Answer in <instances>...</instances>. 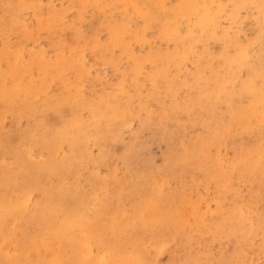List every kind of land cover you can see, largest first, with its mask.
Listing matches in <instances>:
<instances>
[{
  "label": "rangeland",
  "instance_id": "rangeland-1",
  "mask_svg": "<svg viewBox=\"0 0 264 264\" xmlns=\"http://www.w3.org/2000/svg\"><path fill=\"white\" fill-rule=\"evenodd\" d=\"M240 49L245 63L228 70ZM17 52L24 65L38 62L13 82L3 55ZM259 69L264 0H0V73L8 76L0 81V215H7L0 264H72V248L78 264H264V109L252 94H240ZM253 80L264 88L260 77ZM212 85L208 99L203 93ZM65 86L72 104L62 102ZM126 98L132 104H121L118 127L90 136L72 163L70 136L58 135L59 126L74 108L88 122L87 105L112 113ZM80 100L86 105L72 107ZM242 109L251 124L215 134ZM197 137L205 149L191 162ZM24 146L31 158L23 160ZM251 162L248 172L238 168ZM60 189L68 192L63 208L79 217L70 230L59 212L53 218L75 247L49 239L43 218L52 217L39 206L44 191ZM237 208L250 234L235 224Z\"/></svg>",
  "mask_w": 264,
  "mask_h": 264
},
{
  "label": "bare ground",
  "instance_id": "bare-ground-1",
  "mask_svg": "<svg viewBox=\"0 0 264 264\" xmlns=\"http://www.w3.org/2000/svg\"><path fill=\"white\" fill-rule=\"evenodd\" d=\"M12 19V18H11ZM205 22H207V23H209V21H208V18L206 19V21ZM207 23H205V26H204V29L205 28H207L208 26H206L207 25ZM210 24H215V19L213 18V19H211V23ZM48 26V25H46L45 24V21H42L41 22V26ZM206 30V29H205ZM212 34V33H211ZM116 38V37H115ZM114 38V39H115ZM115 43H117V44H120V41L118 40V39H115ZM120 45H123V44H120ZM24 48V47H23ZM18 51H19V49H18ZM240 54L236 57V58H231V59H229L228 60V70H233L234 68H235V66L237 65V64H244L245 62H244V58H243V56H242V49H240ZM20 52H17V53H12L11 55H8V53H6L7 55H3V58H5V56L8 58V60H9V62H10V73H9V75H11V76H14L12 79H13V82H15L16 81V74H21L23 71H32L33 69H34V67H36V65H37V62H38V60H36L34 57H32V58H30V63L28 64V65H24L23 63H22V61H19L18 59L20 58H17L18 56H21L20 54H22V53H20ZM139 67H140V65H139ZM41 70V69H40ZM235 72V71H234ZM40 73V72H39ZM139 73V72H138ZM135 76V75H134ZM2 77L3 78H7L8 76L7 75H5V74H2V73H0V81L2 80ZM256 77H260L262 80H264V69H259V71H253V77H251V81L250 82H248V83H246V84H243V87H242V90H241V92H240V94L241 95H243L244 93H249V94H252L253 95V99H254V102H255V104H257V105H260V106H262L263 107V109H264V88L262 89H258V88H256L255 87V85H254V78H256ZM134 78V77H133ZM157 78H158V75H155L154 77H152L151 78V81H152V83H156L157 82ZM54 80V79H53ZM135 81V80H134ZM133 81V82H134ZM137 82V81H136ZM7 83V82H6ZM214 83H216V86L218 87V88H220V84H221V80L220 79H218V78H216L215 80H214ZM213 83V84H214ZM46 84V83H45ZM44 84V85H45ZM51 84V83H50ZM63 84V83H62ZM61 84V85H62ZM66 84V83H65ZM68 84V83H67ZM44 85L43 86H41L40 87V91H43L44 90ZM60 86V85H59ZM32 87V86H31ZM66 87V86H65ZM212 87V89L209 91V92H207L206 90L204 91V93H203V91L201 90L200 92L201 93H203V94H205V96L208 98V99H211V97H212V95H211V92L214 90V89H216L213 85L211 86ZM68 87H66L65 89H66V91H65V94L66 95H64L63 96V99H62V102L64 103V102H66L65 104H67V103H70L71 102V96H72V93H71V89H67ZM32 89V88H31ZM62 89V88H61ZM134 90H138V85H136L135 86V89ZM140 90V89H139ZM39 91V92H40ZM62 91V90H61ZM21 93V92H20ZM49 93V92H48ZM119 93H121V94H123V96H124V94L126 95L127 94V92H126V90L123 88V89H119ZM15 94H16V91L15 90H11V91H9L6 95V97L8 98V100L10 101V100H12L14 97H15ZM34 95H36V91L34 90V91H32V92H27L26 93V95H25V97H24V99H23V103H26V101L27 100H30V99H32L33 98V96ZM46 95V94H45ZM21 96V95H20ZM39 96H40V94H39ZM48 96V95H47ZM122 96V95H121ZM49 97V96H48ZM151 97V96H150ZM204 97V96H203ZM37 98H40V97H37ZM19 99V98H18ZM132 99V98H131ZM141 99V98H140ZM53 100V99H52ZM148 100V99H147ZM6 101V100H5ZM16 101V100H15ZM145 101V100H144ZM143 101V102H144ZM1 102V101H0ZM76 102H78V104H77V106H72V107H78L79 106V102H81L82 104H84V105H86V103H84V101H82V100H80V101H76ZM122 101H119L118 100V103H117V107L115 108V110L112 112V113H110L109 111H107V109H106V107L104 106V104H101L100 103V105H87V106H89L90 107V109H91V111H92V119L90 120V121H88V122H85V121H83L80 117H79V113H78V111L77 110H75L76 108H74V112H73V114H72V117H71V119L70 120H67L64 124H62V125H60L59 126V128L56 130V133L58 134V135H60L62 138L63 137H65L66 135H69L70 137L69 138H67V140L71 143V145H72V147H73V155H72V159H71V161H72V163H76L77 161H75V160H78L77 158H76V155H77V151H78V148L82 145V143L83 142H85V141H88L89 139H90V136L93 138V139H95V138H98V137H100V138H102L103 136H104V132H111V131H113L116 127H118V125L120 124V118H122V116H123V113L124 112H121V104H122V106L123 105H125V106H128L129 104L131 105L132 103V101L129 103V99H123V103H121ZM134 102V101H133ZM141 102V101H140ZM104 103V102H103ZM7 104H10V103H7ZM14 104V103H13ZM32 104V103H31ZM70 104H72V103H70ZM34 105H36V104H34ZM129 105V106H130ZM138 105V104H137ZM7 106V105H6ZM12 106V105H11ZM10 106V107H11ZM31 106V105H30ZM15 107H17V106H15ZM95 107V108H94ZM136 107V106H135ZM62 108H65V107H62ZM14 109V108H13ZM33 109V108H32ZM28 110V109H27ZM52 111H54V110H52ZM51 110H50V112H52ZM64 111V110H63ZM85 111H87V109L85 110ZM25 113H27V112H25ZM7 114V113H6ZM13 114V113H12ZM33 114V113H32ZM68 114V113H67ZM8 115V114H7ZM23 116V115H22ZM27 116V115H26ZM3 117V116H2ZM10 117V116H9ZM1 118V117H0ZM13 118V117H12ZM35 118V117H34ZM129 118V117H128ZM127 118V119H128ZM250 118H251V116H250V113L246 110V109H242V110H239L238 112H236L235 110H232L231 111V122H229L228 124H224V123H219V124H217V126H216V128L217 129H213L214 130V132H215V134H220L222 131H224V130H226V128H231L232 127V124H237V126L238 127H240V128H242V127H244V126H246V125H249V123L251 124V120H250ZM7 119V118H6ZM6 119H4V120H6ZM27 119H29L28 117H27ZM33 119V118H32ZM2 120V119H1ZM18 121V120H17ZM132 121V120H131ZM134 121V120H133ZM263 121H264V111L261 113V115H260V122H259V124H258V127H263L262 126V124H263ZM4 123V122H3ZM131 123V122H130ZM129 123V124H130ZM2 124V123H1ZM19 124H20V121H19ZM18 124V125H19ZM4 125V124H3ZM30 125V124H29ZM229 125V126H228ZM127 126V125H126ZM16 127H18V126H16ZM41 127V126H40ZM27 128V127H26ZM9 129V128H8ZM41 129V128H40ZM6 131V130H5ZM4 131V132H5ZM23 131V130H22ZM18 132V131H17ZM15 133V132H14ZM22 133V132H21ZM31 133H34V132H31ZM11 134V133H10ZM35 134V133H34ZM12 136V135H11ZM27 137V136H26ZM222 139V138H221ZM45 140H47V138L45 139ZM22 141V140H21ZM26 141H28V140H26ZM49 140H47V142H48ZM8 142V141H7ZM25 142V141H24ZM62 142H60V144H61ZM1 144V143H0ZM21 144V143H20ZM96 144V143H95ZM201 144V148L198 150L197 148H198V146ZM18 146V145H17ZM30 146V145H29ZM29 146H28V148H29ZM205 146V144H204V138H202V137H197V138H195L194 139V141H193V145H192V147L194 148L193 150H190L189 152H188V155L190 156V158H191V162H193V160L192 159H195V158H197L196 156L198 155V153L200 152V150L201 149H205V148H203ZM39 147V146H38ZM25 148V146L23 147V149ZM27 148V147H26ZM24 149V150H22L21 151V158H23V160H24V158H25V156L27 157V158H31V156H30V151L31 150H29V149ZM31 149V148H30ZM35 149V148H34ZM33 150V149H32ZM60 151H61V149H60ZM203 152H204V150H203ZM16 153L17 154H19L18 153V151H16ZM33 153H34V151H33ZM60 153V152H59ZM58 153V154H59ZM32 155V154H31ZM56 155V154H55ZM8 157H9V155H8ZM43 157V156H42ZM41 157V158H42ZM49 157V156H48ZM47 157V158H48ZM258 157V156H257ZM35 158V157H34ZM199 158V157H198ZM208 158V157H207ZM210 158V157H209ZM36 159V158H35ZM38 159H40V158H38ZM46 159V158H45ZM44 159V160H45ZM52 159V158H51ZM258 159H260V158H258ZM2 160V159H1ZM0 160V161H1ZM3 160H4V158H3ZM34 160V159H33ZM169 160H172V157H169ZM244 160H246V158H244ZM261 160V159H260ZM201 161V160H200ZM6 162V161H5ZM169 162H172V161H169ZM216 162V161H215ZM219 162H221V161H219ZM258 162H260V161H258L257 160V163L256 164H259ZM3 163V162H2ZM228 163V162H227ZM185 164V163H184ZM188 164V163H187ZM211 164V163H210ZM251 164H253L252 162L251 163H249V164H247V165H242L241 167H238V168H241L240 169V171L241 172H248L250 169H251ZM0 165H1V163H0ZM9 165V164H8ZM8 165H7V167H8ZM12 165V164H11ZM212 165V164H211ZM2 166H4V165H2ZM19 166V165H18ZM26 166V165H25ZM25 166L23 165V167L22 168H25ZM34 166V165H33ZM206 166V165H205ZM216 166H218L219 167V165H216ZM238 166H240V165H238ZM4 167H6V166H4ZM4 167H3V169H4ZM6 167V168H7ZM13 167H14V165H13ZM191 167V166H190ZM256 167V166H255ZM87 168H89V167H87ZM237 168V167H236ZM2 169V170H3ZM10 169V168H9ZM8 170V169H7ZM209 170V169H208ZM10 171H11V169H10ZM12 171H13V169H12ZM20 171H21V169H20ZM20 171H19V173H20ZM23 172V171H22ZM11 173V172H10ZM18 173V174H19ZM41 173V172H40ZM1 174V173H0ZM4 175H6L5 173H3ZM26 174V173H25ZM2 176V175H1ZM0 176V177H1ZM9 176H11V175H9ZM13 176V175H12ZM11 176V177H12ZM141 176V175H140ZM19 177V176H18ZM21 177V176H20ZM5 178V177H4ZM17 178V177H16ZM212 178V177H211ZM8 179V178H7ZM13 179V178H12ZM22 179V178H21ZM36 180V179H35ZM34 180V181H35ZM165 180V179H164ZM21 181V180H20ZM66 181V180H65ZM10 182V181H9ZM19 182V181H18ZM25 182H27V181H25ZM7 183V182H6ZM17 183V182H16ZM25 184V183H24ZM17 186V185H16ZM16 186H14V188L16 187ZM1 188H2V186H0ZM9 187V186H8ZM11 187V186H10ZM1 188H0V191H1ZM3 189V188H2ZM9 189V188H8ZM19 189V188H18ZM62 189H60V190H58V192H57V195H54L53 193H51V192H49V191H44L43 192V197H42V200L39 202L40 203V209H42L41 211L42 212H48L49 214H48V217L47 218H49V219H51V217H52V219L51 220H48V219H46V218H43L45 221H47L46 223H48V227H50V229L52 228V231H50V236H49V239H52V240H59L60 241V239H65L66 240V242L67 243H70L72 246H74L73 244H74V240L73 239H71V237L69 236V233L65 230V229H61V227H59V224H58V222H57V220L58 219H55V218H53V216H55L56 217V213H60L61 214V216L63 217V219L65 220L64 221V223H65V227L67 228V229H69L70 230V228L71 227H73V226H75V224H76V222L78 221V217H79V211H77V210H75V209H73V208H68V209H65V208H63V205H62V202H63V200H64V198H66V197H64V194H66V193H68L67 191H64V193H62ZM13 195H15V194H13ZM13 195H12V198H13ZM95 195V194H94ZM54 196H57L56 198L54 197ZM97 196V195H96ZM29 197V196H28ZM25 198H26V196L24 197V201H25ZM4 199V198H3ZM13 201V200H12ZM27 201V200H26ZM28 202V201H27ZM25 203V202H24ZM101 203V202H100ZM104 203V202H103ZM123 203V202H122ZM25 206V205H24ZM27 206V205H26ZM53 207H54V209H53ZM26 208H28V207H26ZM25 208V209H26ZM31 208H32V206H31ZM110 208V207H109ZM123 208V207H122ZM242 208H243V206H242ZM119 209H120V207H119ZM138 209V208H137ZM240 209H241V207H240ZM240 209L239 208H237V209H235V213H237L238 215H239V220L237 219L236 220V222H235V224H237V227H239V228H242L243 226H244V224L246 225V230H245V233H249L250 234V229H248V220L245 218V215L243 214V211L241 210L240 211ZM18 210V209H17ZM16 210V211H17ZM29 210V209H28ZM27 210V211H28ZM122 210V209H121ZM14 211V210H13ZM12 211V212H13ZM19 212V211H18ZM120 212V211H119ZM11 213V212H10ZM125 213V212H124ZM44 214V213H43ZM125 215V214H124ZM24 216V215H23ZM117 217V216H116ZM232 217V216H231ZM6 218H7V215H0V225H4L3 223H2V221H6ZM93 219V218H92ZM144 219V218H143ZM167 219V218H166ZM154 221V220H153ZM145 222V221H144ZM143 222V223H144ZM159 222V221H158ZM157 222V223H158ZM11 223V222H10ZM16 223V222H15ZM156 224V223H155ZM137 225V224H136ZM159 225V224H158ZM164 225V224H163ZM28 226V225H27ZM108 226V225H107ZM1 227V226H0ZM11 227V226H10ZM12 227H13V225H12ZM95 228V227H94ZM253 228V227H252ZM91 229H93V228H91ZM128 229V228H127ZM156 229V228H155ZM80 230V229H79ZM93 231V230H92ZM237 231H239V230H237ZM17 232H19V231H17ZM104 232V231H103ZM10 233V232H9ZM74 233V232H73ZM19 234V233H18ZM17 234V235H18ZM243 234V233H242ZM93 235H95L94 233H93ZM5 236V235H4ZM12 236V235H11ZM69 237V239H67L66 237ZM15 238V237H14ZM74 239H75V237H74ZM131 239V238H130ZM9 240V239H8ZM77 240H79L78 238H77ZM5 240H3V242H4ZM7 241V240H6ZM19 242V241H18ZM79 242V241H78ZM84 241H82V243H83ZM13 243V242H12ZM2 244V243H1ZM76 244V243H75ZM162 244V243H161ZM79 245V244H78ZM166 245V244H165ZM11 246H12V244H11ZM72 246H70L69 245V247H72ZM84 246V245H83ZM163 246V245H162ZM13 247V246H12ZM75 247V246H74ZM81 247H82V245H81ZM158 247H160V246H158ZM164 247V246H163ZM5 248V247H4ZM84 248H86V247H84ZM152 248V247H151ZM162 248V247H161ZM61 249V248H60ZM70 249V248H69ZM73 249V254H72V258H73V260L75 259V261L74 262H72V264H78V261L80 262V258H78V251H76V249H74V248H72ZM147 249V248H146ZM163 249V248H162ZM8 250V249H7ZM81 250H82V248H81ZM85 250V249H84ZM160 250V249H159ZM22 252H24V251H22ZM83 252V251H82ZM6 253V252H5ZM8 253V252H7ZM6 253V254H7ZM16 253V252H15ZM24 253H26L27 255H28V252L26 251V252H24ZM161 253V252H160ZM32 254V253H31ZM30 255V254H29ZM11 256V255H10ZM94 256V255H93ZM71 257V256H70ZM130 257V256H129ZM67 258V257H66ZM13 260H11V261H13V263L15 262L14 261V258H12ZM69 262V261H68ZM60 263H62V262H60ZM39 264V263H38ZM45 264H50V263H45ZM65 264V263H64ZM132 264V263H131Z\"/></svg>",
  "mask_w": 264,
  "mask_h": 264
}]
</instances>
